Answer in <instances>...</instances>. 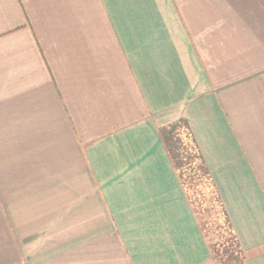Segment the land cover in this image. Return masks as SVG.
<instances>
[{"label":"crops","instance_id":"1","mask_svg":"<svg viewBox=\"0 0 264 264\" xmlns=\"http://www.w3.org/2000/svg\"><path fill=\"white\" fill-rule=\"evenodd\" d=\"M180 119L264 264V0H0V264H219Z\"/></svg>","mask_w":264,"mask_h":264},{"label":"trees","instance_id":"2","mask_svg":"<svg viewBox=\"0 0 264 264\" xmlns=\"http://www.w3.org/2000/svg\"><path fill=\"white\" fill-rule=\"evenodd\" d=\"M160 135L172 164L178 173L181 184L188 196L192 209L198 218L200 227L208 241L214 259L217 263L222 264L221 260L216 256L217 253H215L214 249L215 244L212 243L209 237L207 227L205 226V222L199 210V205H201L199 201H201L202 204L205 203L207 196L206 190L212 191L216 196V201L220 204L225 222L236 244L235 249H232L229 240H219L220 238H218L220 247H222L221 251L224 252L222 257L228 259V263L231 264H244V256L233 231L228 214L221 202L216 186L198 149L187 121L185 119H180L161 128ZM192 186H194V192L197 193L198 202H196L192 194ZM219 241H217L216 244H218Z\"/></svg>","mask_w":264,"mask_h":264},{"label":"rangeland","instance_id":"3","mask_svg":"<svg viewBox=\"0 0 264 264\" xmlns=\"http://www.w3.org/2000/svg\"><path fill=\"white\" fill-rule=\"evenodd\" d=\"M192 194L196 202H198L197 193L194 192V186H192ZM206 193V200L205 203L202 204L201 201L199 203V210L201 216L205 222V226L207 227V232L213 244H215V253L217 258L221 260L222 264H231L228 263V259L222 257L224 252L221 251L220 241L219 240H229L232 249H235L236 244L234 243V239L232 238V234L230 229L225 222L224 215L222 209L220 207L219 202L216 201V196L213 194L212 191H205ZM218 238H220L218 240ZM218 244H216V242Z\"/></svg>","mask_w":264,"mask_h":264}]
</instances>
